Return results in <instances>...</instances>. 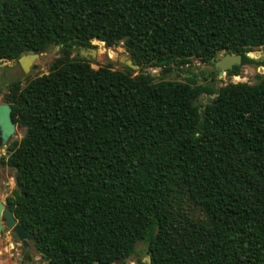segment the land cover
Listing matches in <instances>:
<instances>
[{"label": "trees", "instance_id": "1", "mask_svg": "<svg viewBox=\"0 0 264 264\" xmlns=\"http://www.w3.org/2000/svg\"><path fill=\"white\" fill-rule=\"evenodd\" d=\"M93 40H122L141 69L221 52L260 67L247 53L264 46V0H0V60L62 53L5 96L24 129L1 158L15 171L5 204L36 255L127 264L142 244L150 264H264V74L216 87L188 65L187 82L94 70L80 56Z\"/></svg>", "mask_w": 264, "mask_h": 264}, {"label": "rangeland", "instance_id": "2", "mask_svg": "<svg viewBox=\"0 0 264 264\" xmlns=\"http://www.w3.org/2000/svg\"><path fill=\"white\" fill-rule=\"evenodd\" d=\"M92 42L93 43L91 44L95 46L96 55L95 58L90 60V67L94 70L98 69L99 67L107 66L112 70L130 71L134 75L140 72L150 74L155 82L161 80L187 82L186 77L188 74L185 71V68L188 64L183 68L172 67L170 71L158 67H146L141 69L139 66L138 69H130L124 63L125 60H130V54L122 40L119 41L117 45L111 47L105 46L103 42L98 40H93ZM262 54H264V46L252 51L249 50L247 56L255 60L262 58L264 62V56H262ZM61 56L62 53L59 48L56 49L55 47H49L45 51L39 53V56L33 60L32 65H34V68L30 69V71L27 73L22 72L18 61L16 60H8L5 65L0 66V104L6 103L5 96L10 91V83L18 81L20 86L24 87L34 78L47 74L52 61L60 58ZM77 56V51L75 49L70 51L69 58L74 59ZM80 56L84 57L82 55ZM263 66L257 67L255 65L247 64L240 67L236 76H228L227 74H223L220 77H218V75L215 77L210 76L208 77L207 81L204 80L203 76L206 75L209 69H213V63L206 64L197 60H193L189 68L195 75L194 81L196 85L214 83L216 87H222L229 83H245L248 85L253 84L256 81V75L260 74V72H264ZM212 78L214 82L211 80ZM195 101L198 105H200L205 103L206 99L200 95ZM23 134L24 129L18 127L16 128L15 135L10 138L9 142L5 143V145L0 144V160L1 158H7L8 146L14 141H19ZM14 175L15 171L12 168L2 166L0 164V199L4 204L6 197L10 196L12 191L15 189ZM190 211L195 213L198 217L203 218V215H201V213H199V211L195 210L194 208H190ZM25 250L31 252L32 248ZM146 257L147 256L145 255L144 246L142 244H138L136 245V254H134L129 259L127 264H147L145 259ZM33 258L35 261L43 264V262L40 260V257L37 255L33 256ZM13 261L29 264L23 259V252L18 239L14 237V234H12L10 230L4 227L0 233V264H7Z\"/></svg>", "mask_w": 264, "mask_h": 264}, {"label": "water", "instance_id": "3", "mask_svg": "<svg viewBox=\"0 0 264 264\" xmlns=\"http://www.w3.org/2000/svg\"><path fill=\"white\" fill-rule=\"evenodd\" d=\"M58 49V46H55ZM80 55L84 56L87 60L95 58L96 50H81ZM39 54L34 53L33 51H27L24 55H21L18 58V64L23 73H27L30 69L34 68L32 62L37 58ZM264 56V54H262ZM242 62L241 55L226 53L222 57L216 59L213 63L214 70L218 71V77L223 74H227L229 71H232L234 67H240ZM7 60H0V66L5 65ZM125 65L130 69H138L137 65H134L131 60H125ZM264 67V66H263ZM264 74V72H260ZM212 98V96H211ZM19 126L12 122L11 119V107L7 103L0 104V144L5 145L9 142L10 138L13 137L16 133V128ZM0 210H3L2 215H0V233L5 227L15 235L18 241L21 244V247L24 249L32 248L34 245V238L31 234L27 233L25 228L16 221L13 217L12 212L9 210L6 204H4L0 199ZM36 255V250L32 249V256ZM147 264H150V257L146 258ZM36 264H41L38 261H35ZM43 264H49L48 261H44Z\"/></svg>", "mask_w": 264, "mask_h": 264}, {"label": "flooded vegetation", "instance_id": "4", "mask_svg": "<svg viewBox=\"0 0 264 264\" xmlns=\"http://www.w3.org/2000/svg\"><path fill=\"white\" fill-rule=\"evenodd\" d=\"M93 49H95V46H94ZM88 50H90V49H88ZM225 54H226L225 52H221V53H219V54L216 56V58L214 59V61H215L216 59L222 57V56L225 55ZM91 59H93V58L90 57V59H89L88 61H90ZM259 60H260V61H263L262 58H260ZM233 69H234V68H233ZM212 71H214V68H213V69H209L207 72H212ZM215 71H216V70H215ZM217 75H218V71H217ZM0 164H1V160H0Z\"/></svg>", "mask_w": 264, "mask_h": 264}, {"label": "built area", "instance_id": "5", "mask_svg": "<svg viewBox=\"0 0 264 264\" xmlns=\"http://www.w3.org/2000/svg\"><path fill=\"white\" fill-rule=\"evenodd\" d=\"M91 43H93V42H91ZM7 264H23V263L22 262H19V261H13V262H9Z\"/></svg>", "mask_w": 264, "mask_h": 264}, {"label": "snow or ice", "instance_id": "6", "mask_svg": "<svg viewBox=\"0 0 264 264\" xmlns=\"http://www.w3.org/2000/svg\"><path fill=\"white\" fill-rule=\"evenodd\" d=\"M3 210H0V215H2Z\"/></svg>", "mask_w": 264, "mask_h": 264}]
</instances>
